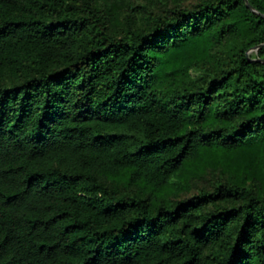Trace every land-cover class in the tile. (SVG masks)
Masks as SVG:
<instances>
[{
  "label": "trees",
  "instance_id": "16d2710c",
  "mask_svg": "<svg viewBox=\"0 0 264 264\" xmlns=\"http://www.w3.org/2000/svg\"><path fill=\"white\" fill-rule=\"evenodd\" d=\"M175 1L0 0V264H264V0Z\"/></svg>",
  "mask_w": 264,
  "mask_h": 264
},
{
  "label": "rangeland",
  "instance_id": "374dc122",
  "mask_svg": "<svg viewBox=\"0 0 264 264\" xmlns=\"http://www.w3.org/2000/svg\"><path fill=\"white\" fill-rule=\"evenodd\" d=\"M190 1H184L183 6L190 5ZM132 18L131 22L128 20L127 15L123 12L126 9L125 6L121 5L118 0H97V3L104 8H112V10L120 12L121 26L119 29L126 27L129 22L134 27H147L151 17L155 14L163 13L166 6H173L177 1L175 0H132ZM128 11V10H127ZM126 13L128 14V12ZM253 52V51H252ZM206 69L202 67L192 68L191 74L193 77H199L204 73ZM223 179H227V173L219 168H210L202 175L195 178H176L173 187L167 189L164 192V196L172 203L199 194L203 189H213L214 186ZM103 182L107 187L117 189L121 194H141L143 189L139 185H129L126 176L121 177H110L103 179Z\"/></svg>",
  "mask_w": 264,
  "mask_h": 264
},
{
  "label": "water",
  "instance_id": "95a60500",
  "mask_svg": "<svg viewBox=\"0 0 264 264\" xmlns=\"http://www.w3.org/2000/svg\"><path fill=\"white\" fill-rule=\"evenodd\" d=\"M250 5V4H249Z\"/></svg>",
  "mask_w": 264,
  "mask_h": 264
}]
</instances>
